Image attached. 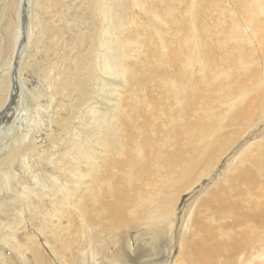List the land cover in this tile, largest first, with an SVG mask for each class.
<instances>
[{
  "label": "bare ground",
  "instance_id": "obj_1",
  "mask_svg": "<svg viewBox=\"0 0 264 264\" xmlns=\"http://www.w3.org/2000/svg\"><path fill=\"white\" fill-rule=\"evenodd\" d=\"M31 3L42 38L64 41L34 59V89ZM0 60V115L22 93L0 127V248L41 220L59 264H140L116 232L170 237L181 197L242 142L192 204L180 251L181 264L249 255L264 231V0H1Z\"/></svg>",
  "mask_w": 264,
  "mask_h": 264
},
{
  "label": "rangeland",
  "instance_id": "obj_2",
  "mask_svg": "<svg viewBox=\"0 0 264 264\" xmlns=\"http://www.w3.org/2000/svg\"><path fill=\"white\" fill-rule=\"evenodd\" d=\"M0 2H1V0H0ZM30 5L31 6L28 9V25L30 27L31 37L27 38L25 43L20 41L21 42L20 48L23 46V48H24L23 51L26 53L30 52V51L36 52L31 64L29 65V66H31V71L30 72L29 71L23 72V77L28 81L26 83V85H28V87L30 89H34L35 87H37L39 85L38 80L36 79V77L34 75V67H33L34 59H38L40 56L42 57L43 48H50L52 45L51 41L53 40V38H55L57 40L55 43L57 46H62V43L64 41L62 40L63 35L61 33L52 32L50 27L47 30L46 40H44L42 38V36H41L42 20L46 21L47 19H45L43 12H41V10L39 8H36L32 3ZM24 9H25V7H24ZM12 18H13V16H11V18L9 20L10 25H11ZM37 19H39V23L36 21ZM14 21H16L15 16H14ZM20 32L22 34L24 32V28H21ZM28 56H30V54ZM22 65L23 64L21 63V67H22ZM16 66L18 67L17 59H16ZM24 66L27 67L25 65V63H24ZM6 76H7V64L5 61L0 60V83H2L4 85L6 84V79H7ZM21 96H22L21 90H20V88H18L17 94L14 96V100L11 102L12 106L10 107V109L8 110V112H6L5 115H0V127H1L2 133H4V131H6V129L10 125L9 123H11V120H13V118L17 114V110L19 109L21 101H22ZM1 97L2 96L0 95V104L3 101V100H1ZM129 107L131 110H134L135 104L130 102ZM11 110H12V113H11ZM10 113H11V116L9 117ZM253 138L254 137L252 136V134H250V136L247 138L248 140H246V141H251V140H253ZM243 144L244 143L240 142L239 146H236L222 160L221 164L217 168V171L214 172V174L211 178H209L205 182L201 183V187H198L194 191L188 193L187 195L185 194L181 197L182 202H181V206L178 210L179 212H178V216H177V222L175 224V233H172L170 235V237L165 238V236H163V237L161 236L162 238H160L156 242H151V240H149L148 237H144L145 230H142V231H140V243L135 244L134 240H133V233L127 234L125 232L124 233L116 232L121 237L120 241L125 243L127 245V247H129V249H131L130 253H131L132 258H136V256L139 255L140 256V259H139L140 264H164V262H163L164 257H165L164 251L167 250L169 253L168 258H167V260H168L167 264H181V260H182L181 251H180L181 236H182V234H185V231H186V228H185L186 225L184 226L183 224L184 223L186 224V220L188 218V215H189V213H191L190 209L193 206L192 204L194 203V201L197 198L202 196V194L204 193V191L206 189L210 188L213 185V183L211 181L213 178H218L217 175L220 173L219 171L220 170H223V171L226 170L225 168H226L228 162L230 161L232 155L236 152V150L238 148L242 147ZM0 147H2V146H0ZM45 170H47V169H45ZM48 171L51 174H53L54 177L55 176L57 177V172H55V171L52 172L51 169H48ZM41 173H42V170H41ZM61 180L64 181L63 178ZM30 184L33 186V183H30ZM126 184L129 185V183L127 181H126ZM20 191H21V189H20ZM96 194H97V197L99 198L100 195L98 193H96ZM5 197L7 198L6 201H4L6 203H8V199L17 198L12 193L7 194V196H5ZM10 204H11L10 206L12 207L13 202H11ZM188 208H189V210H188ZM63 220L61 221L62 224L60 223V225L62 226L61 228H63V227L66 228V226H68L67 225L68 222L65 219H63ZM6 221H7V218L5 219V221H3V217L0 218L1 223L6 222ZM53 225H58V223L55 219L53 221ZM41 226L43 227V230L41 231L42 233L38 232V230H40ZM47 226H48V224L46 222H43L41 220H39V222H37V220H36L35 223L34 222L32 223V226L30 229H27L23 232L19 231L18 233H16L14 240L10 239L8 241V243L5 244V246H3V248H0V251L3 250L2 254L0 256V264H59V263H57L56 260H54V257L52 254H50L49 249L48 250L43 249V247H45L44 245H47L46 243H47L48 234L46 233V230H45V229H47ZM6 233H9V232L6 230L4 235ZM113 233H114L113 231H109V230L99 231L100 237H102L104 239L109 237ZM263 237H264V231H260V235H258V237L250 244L249 255H245V253L238 254L236 259L232 262L221 259V261H219L218 263L219 264H264V255H262L263 250H262V247L260 246V240H264ZM172 238H173V242H172ZM27 239H29V240H27ZM68 239H70V238H68ZM33 244H34V246H31ZM16 245L24 247L22 254H17L15 252V250H13V247ZM110 247L112 248L113 244ZM31 248L38 249L37 254L39 255V257H37L36 259H34L35 256H34V253L31 252L32 251ZM139 249H140V254L138 253ZM108 255H109V253H107V255H104V257L102 256L101 257L102 261L99 260V264H108L106 261ZM53 260L55 261V263L53 262ZM134 262H136V259Z\"/></svg>",
  "mask_w": 264,
  "mask_h": 264
}]
</instances>
